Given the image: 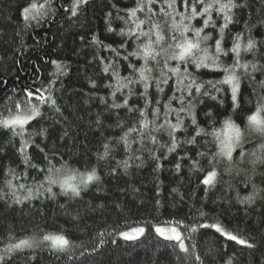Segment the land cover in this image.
I'll return each mask as SVG.
<instances>
[{"label":"snow or ice","instance_id":"6c2138e0","mask_svg":"<svg viewBox=\"0 0 264 264\" xmlns=\"http://www.w3.org/2000/svg\"><path fill=\"white\" fill-rule=\"evenodd\" d=\"M95 2L26 0L19 13L26 26H31L33 22L41 24L61 12L67 19L73 20ZM122 2L109 0L108 11L104 14L107 32L116 33L111 26L113 21L123 25L119 35L124 39L118 47L103 45L95 32L88 40L90 45L103 47L113 57H93L90 63L99 62L101 82L90 79V92L84 94L89 102H97L96 107L100 109L90 113L94 116L92 122L99 129L114 125L120 129L121 135L106 138L97 151L96 163L85 161L83 168L73 167L68 161H63L57 168L52 163L57 153L52 151L50 158L43 148L34 144L31 137L45 136L48 129L39 128L25 138L27 127L32 122L39 124L44 118V109L67 123L63 106L55 96V84L61 75L66 74L67 66L51 61L57 70L52 74L54 79L49 81L48 87L25 88L23 99L10 97V104L0 109V129H7L13 137H20L17 151L24 157L22 163L25 168L20 174L11 167L7 169L8 178L0 188V199L10 198L15 204L41 196L55 199L60 195L76 200L82 198V193L90 187L100 183V171L105 163L114 162L107 174L119 179L129 176L133 169H140L145 157L155 164L153 171H159L163 162L175 156V171L180 173L187 168L197 175L198 185L206 196L221 183L223 174L245 175L244 189L250 186L251 191L244 196L237 193L236 202L245 206L246 212L259 202L264 212V188L257 187L252 182L253 177L247 176L249 169L254 176L258 166L264 167V51L260 50L264 49V43L246 37L243 31L233 33L230 28L238 22L237 13L250 5L243 0H129L131 6L118 7ZM80 40L85 42V36L81 35ZM245 40L246 43L243 42ZM129 48L132 51H128ZM247 54H251L253 59H243ZM121 67L126 68L127 75L120 74ZM202 69L208 71L201 72ZM209 74L220 78H201ZM258 76L261 79L258 80ZM101 91L107 94L100 95ZM245 91L249 92L248 99H245ZM133 100L136 102L130 103ZM121 111L127 113L124 119L120 116ZM221 116L224 118L220 119ZM108 121L112 123H106ZM68 135L65 130L60 139ZM256 141L260 143L256 144ZM252 145L255 147L249 151ZM34 146L43 154L46 161L44 167L33 164L32 156L25 155ZM237 151L238 159L233 155ZM118 152H123V159H115ZM60 159H63L62 156ZM224 163L226 167H222ZM245 164L249 168L243 167ZM29 169L41 177L35 183L24 182L29 179ZM57 188L59 192L54 190ZM131 190L140 191L134 187ZM161 191L160 185H155V197H159ZM172 193L183 199V194L177 193L176 188L172 189ZM155 205H161V200L155 199ZM79 215L77 211L74 219H78ZM199 215L205 217L202 210ZM154 219L156 223L129 227L125 231H97L99 242L92 251L97 252L105 245V236L139 241L148 228L157 237L173 242L170 247L175 253L176 264H204L197 245L191 242L193 234L200 229L213 228L226 240L248 249L256 247L248 239L226 231L219 224L200 223L190 216ZM261 223L264 224V216ZM2 240L8 242L0 251V264H13L16 254L23 249L46 245L50 250L68 253L73 247V241L63 231L41 232L39 239L34 235L17 239L9 230L6 237L0 238ZM110 242L116 244L117 239L112 238ZM218 256L223 264H234V255L222 252ZM72 259L68 256L70 262ZM26 264L30 262L26 261Z\"/></svg>","mask_w":264,"mask_h":264},{"label":"trees","instance_id":"16d2710c","mask_svg":"<svg viewBox=\"0 0 264 264\" xmlns=\"http://www.w3.org/2000/svg\"><path fill=\"white\" fill-rule=\"evenodd\" d=\"M57 2L70 3V0ZM108 2L109 0H96L95 4L89 5L86 12H82L77 19L69 20L61 12L55 17H48L46 22L41 24L33 22L31 26H26L19 13L26 0H0V109L10 104V97L23 99L25 88L48 87L49 81L54 79L52 74L57 70L51 61H59L67 66L66 74L61 75L55 84V96L58 103L63 106V116L67 123L60 121L53 112L44 109V118L39 124L32 122L31 126L27 127L25 135L27 139L28 133H35L39 128L48 129L45 136L33 135L31 139L35 145L43 148L50 158L52 151L57 153L56 159L52 161L57 168L63 161H68L71 166L79 168H83L85 161L95 164L97 151L106 138L121 135L120 129L114 125L99 129L92 122L94 116H90V113L94 114L100 109L96 107L97 102H89L84 95L90 92V79L101 82L99 62L90 63L93 57L103 56L107 59L113 57V54L103 47L88 43L92 33L99 34L103 45H111L114 48L124 39L119 35V30L123 27L120 22L113 21L111 24L116 29L115 34L107 32L105 28L104 14L108 11ZM243 2L250 7L237 13L238 22L235 26H230L231 31L233 33L243 31L246 37L250 36L253 40L264 43L262 11L264 0ZM126 6H131L129 0H123L118 5L120 8ZM81 35L85 36L83 43L80 40ZM243 42L246 43V40ZM128 51H132V48ZM243 59L252 60L253 57L247 54ZM120 74L122 76L128 74L125 67H121ZM201 78L209 80L220 77L209 74ZM257 79L261 77L258 76ZM99 94L107 93L101 91ZM248 97L249 92L245 91V99ZM120 116L124 119L127 113L121 111ZM65 130L69 135L60 139ZM258 143L260 141H256V144ZM19 144L20 137H13L11 131L0 129V188L3 187V181L8 178L9 167L15 169L17 174L25 171L22 163L24 157L17 151ZM252 147L255 145L250 146L249 151ZM39 148L35 146L29 148L25 155L32 156L33 164L44 167L46 161ZM233 155L238 159L239 151ZM115 159H123V152L116 153ZM174 164L175 156H170L163 162L161 170L153 171L155 164L145 157L140 169H133L129 176L117 179L107 174L114 166V162L105 163L100 171V183L90 187L86 193H82V198L76 200H69L60 195L55 199H45L41 196L15 204L10 198L0 199V238L6 237L9 230L17 239L33 235L39 239L41 232L63 231L73 241V247L68 253L50 250L46 245L23 249L16 254L13 264H26V261L30 264H176L175 253L170 247L173 242L157 237L151 228H148L146 235L139 241H125L118 237L105 236L107 241L105 245L97 252H93L92 249L99 242L97 231L105 229L108 233L125 231L129 227L149 222L156 223L154 217L168 220L172 217L187 216L200 223L219 224L226 231L248 239L256 245L255 248L248 249L234 241L226 240L213 228L200 229L193 234L191 242L197 245L204 264H213V261L215 264H223L218 256V253L222 252L234 255V264H264L262 204L258 202L246 212L245 206L238 204L235 199L237 193L244 196L251 191L250 186L247 190L244 189L247 177L243 174H223L220 178L221 183L206 196L203 188L198 185L197 175L192 174L187 168L177 173ZM226 166V163L222 164V167ZM243 167L249 168L247 164ZM261 174H264V167L260 166L256 168L254 176L250 169L247 172V176L253 177L252 182L257 187L264 188V175ZM28 175L29 179L24 181L26 183H35L41 178L31 169L28 170ZM157 184L162 189L159 197H155ZM132 187L139 188L140 191L133 192ZM173 188L177 189V193L183 194V199L180 195L172 193ZM54 190L59 192L58 188ZM155 199H160L161 205H155ZM100 205L103 207H98ZM200 210L205 213L204 218L200 217ZM77 211L80 214L79 218L74 219ZM112 238L117 239L116 244L110 242ZM7 242L0 241V251ZM68 256H72L71 262Z\"/></svg>","mask_w":264,"mask_h":264}]
</instances>
